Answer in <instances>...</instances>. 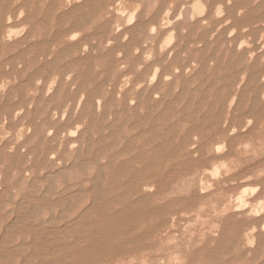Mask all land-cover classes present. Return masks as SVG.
<instances>
[{
	"label": "rangeland",
	"instance_id": "obj_1",
	"mask_svg": "<svg viewBox=\"0 0 264 264\" xmlns=\"http://www.w3.org/2000/svg\"><path fill=\"white\" fill-rule=\"evenodd\" d=\"M17 1L0 0V264H25L36 251L25 232L33 224L36 231L43 229L36 225L49 220L56 198L48 196L50 205L41 203V190L60 193L74 186L71 193L76 196L82 184L91 188L96 167L102 191L111 197L143 196L148 198L144 209L157 208L160 214L137 221L130 237L136 242L124 239L116 255L92 264L264 263V250L257 246H264V208L257 216L250 214L258 202L264 203V0H233L237 9L232 18L225 6L228 0H222L223 18L214 20H203L208 0H102L103 7L64 23L59 16L67 9L66 0ZM110 4L116 5L117 15L106 14ZM198 4L206 7L200 16ZM167 9L174 22L161 30ZM17 13L21 17L16 18ZM126 13L136 15L132 26L125 24ZM176 13L182 19L177 15L180 19L175 20ZM189 18L192 21L186 22ZM139 21L142 28L132 31ZM58 31L77 37L61 46L65 37L56 41ZM169 35L173 42L167 44ZM239 41L242 47L237 48ZM163 46L165 57L159 49ZM251 52L259 76L250 84H255V92L247 93L237 110L238 100L230 106V99L240 75L248 83ZM74 126L77 133L70 136ZM79 153L87 160L85 167L58 178L60 168L73 166ZM122 163L129 164L120 179L125 183L110 191V170ZM43 175L49 178L43 181ZM28 195L33 205L20 213L28 216L27 229L7 237L8 226L17 218L15 208ZM239 195L248 201L244 210H237L234 199ZM68 201L63 207L67 220L81 203ZM55 225L42 226L54 230ZM45 246L41 242L37 251L52 260V248Z\"/></svg>",
	"mask_w": 264,
	"mask_h": 264
},
{
	"label": "bare ground",
	"instance_id": "obj_2",
	"mask_svg": "<svg viewBox=\"0 0 264 264\" xmlns=\"http://www.w3.org/2000/svg\"><path fill=\"white\" fill-rule=\"evenodd\" d=\"M17 1V0H14V2ZM53 1V0H52ZM67 1V4H66V11H63L62 13H60V23L61 22H66L67 20H72L73 18L75 17H78V16H81V15H85L87 14L88 12H90L91 10L100 7L102 5V0H66ZM148 1V3H150L152 0H146ZM222 0H208V4H207V9L209 8V12H207V15L204 16L203 20H214V18H221L222 16V10H223V4L221 3ZM232 1L233 0H228L227 3L225 4V6L227 7V13H228V18H232L233 17V14H234V11L237 9V7L233 4L232 5ZM260 1V0H259ZM18 2V1H17ZM155 2V1H154ZM196 2V1H195ZM262 2V1H261ZM20 4V3H19ZM42 4V3H41ZM114 4V3H113ZM116 4V3H115ZM186 4V3H185ZM18 5V4H17ZM53 5V4H52ZM112 4H110V6L108 8H106V14L109 15V16H115L117 15L118 13V9L116 8V4L115 7L114 6H111ZM160 5V4H159ZM240 5V4H239ZM40 6V4H39ZM46 6V5H45ZM44 6V7H45ZM184 6V4L182 5ZM179 9L182 10V8L184 9V7H182ZM189 6V5H188ZM47 8V7H46ZM45 8V9H46ZM206 8V7H205ZM205 8L201 5H197L195 7V9H199V14H197L195 11V15H199L200 16V11L202 12V14H204L205 12ZM253 8V7H251ZM48 9V8H47ZM12 11V10H10ZM53 11V10H52ZM197 11V12H198ZM191 12V10H190ZM193 12V13H194ZM129 13V12H128ZM132 13V12H131ZM130 13V16L129 14L127 15V13L125 14V16L128 17V21L126 22L127 19H125L124 21L126 22L125 24H127L128 26H132L133 25V21L136 17L135 14L131 15ZM135 13V12H133ZM163 13V12H162ZM169 11L167 9V13L166 15L164 16V18H161L162 21H161V24L160 26L162 25L163 23V26L160 27L161 30H167L168 28H170L174 22V20H172V23L170 22V16H169ZM178 13H182V11L178 12ZM241 13V10H238L237 11V14L240 15ZM19 13H17L16 18H19L21 17L20 15H18ZM154 14V13H153ZM165 14V13H164ZM163 14V15H164ZM190 14V13H189ZM201 14V15H202ZM121 15H124L123 13ZM177 15L179 17H181L182 19V16L177 14L176 13V16L173 18L175 19L177 17ZM194 15V14H193ZM224 15V14H223ZM237 15V16H238ZM263 15V14H262ZM153 16V15H152ZM160 16V15H159ZM214 16V18H213ZM241 16V15H240ZM11 17V16H9ZM126 17V18H127ZM177 17V19L179 18ZM196 17V16H194ZM123 18V17H122ZM121 18V20H122ZM223 18V17H222ZM255 18V17H254ZM180 19V18H179ZM244 19V17H243ZM250 19V18H249ZM263 19V18H262ZM57 20V19H56ZM176 20V19H175ZM230 20V19H229ZM252 20V19H251ZM53 21V20H52ZM189 21H192V18H189L186 20V22H189ZM240 21V20H239ZM254 21V20H253ZM8 22V20H7ZM137 22V21H136ZM241 22V21H240ZM239 22V23H240ZM9 23V22H8ZM203 23V22H202ZM226 23V21H225ZM228 23V22H227ZM237 23V22H236ZM246 23V22H245ZM78 22L76 23L75 22V26L74 28H76V26H78ZM238 24V23H237ZM260 24V23H259ZM117 25V24H116ZM142 22H138L137 24H134V26L131 28L132 31L136 30V29H141L142 28ZM212 25V24H211ZM244 25V24H243ZM264 25V24H262ZM23 26V25H22ZM72 26V28H73ZM237 26H241V25H237ZM175 30H179V28H177L176 25L173 26ZM230 27V26H229ZM233 27V26H232ZM236 27V25L234 26ZM255 27V26H253ZM25 28V27H24ZM22 28V29H24ZM69 28V27H68ZM151 28V27H150ZM154 27L152 26L151 30L149 33L152 37V34L154 33V30L155 28L153 29ZM218 28V27H217ZM262 28V27H261ZM9 29V28H8ZM172 29V30H173ZM233 29V28H232ZM237 29V28H236ZM242 29V27H241ZM245 29V28H243ZM242 29V30H243ZM248 29V28H246ZM11 30V29H10ZM9 30V31H10ZM19 30V29H18ZM18 30H12V32H20ZM21 30V29H20ZM70 30V29H69ZM117 30V29H116ZM216 30V29H215ZM223 30V29H222ZM65 31V30H64ZM201 31V30H200ZM246 31V30H244ZM11 32V31H10ZM11 32V33H12ZM55 32V31H54ZM110 32V31H109ZM116 32V31H115ZM114 32V33H115ZM182 32V31H181ZM180 32V33H181ZM232 34L233 30L229 31L228 33ZM241 32V31H240ZM252 32V31H251ZM23 33V31H22ZM123 33V32H122ZM168 33V32H167ZM170 33V32H169ZM183 33V32H182ZM198 33V32H197ZM253 33V32H252ZM262 33V32H261ZM264 33V31H263ZM14 34V33H12ZM55 34V33H54ZM76 34V33H75ZM73 35L71 33H66V32H63V31H58L57 34H56V41H58L59 39L65 37V41H62L63 43L61 44V46L67 42H73L74 39L77 37V35ZM111 34V33H110ZM172 34V33H171ZM216 34V33H215ZM248 34V33H246ZM9 35V34H8ZM15 35V34H14ZM18 35V33H17ZM16 35V36H17ZM29 35V34H28ZM88 35V34H87ZM92 35V34H91ZM95 35V34H94ZM98 35V34H97ZM113 35V34H112ZM168 35V34H167ZM210 35H213V34H210ZM229 35V34H227ZM244 35V33H243ZM255 35V34H254ZM264 35V34H262ZM24 36V35H23ZM89 36V35H88ZM109 36V35H108ZM214 36V35H213ZM230 36V35H229ZM11 37V36H10ZM26 37V35H25ZM84 37V36H83ZM125 37V36H123ZM127 37V35H126ZM260 37V36H259ZM9 38V37H8ZM33 38V36H32ZM36 38V37H35ZM82 38V37H81ZM128 38V37H127ZM211 38V37H210ZM229 38V37H227ZM250 38V36L248 37ZM5 39V38H3ZM10 39V38H9ZM20 39V38H19ZM31 39V38H30ZM30 39H27V40H30ZM34 39V38H33ZM173 37L172 35H169L168 39H166V43L167 44H170L172 41ZM122 40V39H121ZM126 40V39H125ZM224 40V39H222ZM228 40V39H227ZM259 40H261V37L260 39H258V42ZM20 41V40H19ZM26 41V40H25ZM54 41V40H52ZM51 41V42H52ZM146 41V40H145ZM225 41V40H224ZM50 42V41H49ZM184 42V41H183ZM240 42V41H239ZM256 42V43H258ZM40 43V41H39ZM108 43V42H107ZM161 43V42H160ZM163 45L165 44V42H163ZM161 43V45H162ZM229 43V42H228ZM241 43V42H240ZM23 44V43H22ZM34 44V43H32ZM216 44V43H215ZM224 44V43H223ZM21 45V44H20ZM118 45V44H117ZM145 45V43H144ZM242 43L240 44V46L238 45L237 43V48H240L242 47L241 46ZM247 48L251 46H247V44H244ZM262 45V44H261ZM29 46V45H28ZM67 46V45H66ZM65 46V47H66ZM70 46V45H69ZM68 46V47H69ZM72 46V45H71ZM236 46V45H235ZM35 47V46H34ZM165 46L163 47H160L159 49L161 50L163 57H165L166 55L164 54V48ZM185 47V46H184ZM190 47H191V44H190ZM262 49H264V46L262 45L261 46ZM260 47V48H261ZM25 48V47H24ZM33 48V47H32ZM53 48V46H52ZM179 47H177V45H175L174 49H177L176 51L179 52ZM236 48V49H237ZM26 49V48H25ZM36 49V48H35ZM83 49H85V47H83ZM87 49V48H86ZM29 50V49H28ZM31 50V49H30ZM52 50V49H51ZM137 50V49H136ZM260 50V49H259ZM26 51V50H25ZM63 51V50H62ZM258 51V50H257ZM32 52H34L32 50ZM31 52V53H32ZM53 51H51L52 53ZM93 52V51H92ZM160 52V53H161ZM260 52V51H259ZM30 53V54H31ZM77 53V52H76ZM171 52H169L170 54ZM177 53V52H176ZM18 54V53H17ZM20 54V53H19ZM78 54V53H77ZM118 54V53H117ZM116 54V56H117ZM168 54V55H169ZM14 55V54H13ZM119 55V54H118ZM121 55V54H120ZM146 55V54H145ZM144 55V56H145ZM150 55V53H149ZM29 56V54H28ZM27 56V57H28ZM11 57V56H10ZM122 57V55H121ZM146 57V56H145ZM151 57V56H150ZM169 57V56H168ZM167 57V58H168ZM13 58V57H12ZM86 58V57H85ZM149 58V56H148ZM255 54L253 55L252 52H251V55L249 56V62L252 60L254 61L255 59ZM9 59V58H7ZM40 59V57H39ZM47 59V58H46ZM147 59V58H146ZM150 59V58H149ZM11 60V59H10ZM19 60V59H18ZM60 60V59H59ZM76 60V59H75ZM244 60V59H243ZM41 61V59L39 60ZM78 61V59H77ZM82 61V60H81ZM157 61V60H156ZM257 61L258 60H255L254 62H250L249 66H248V71H250V75L248 76V83L246 84V79L247 78H242V76L240 75L241 77V81L238 83V85H236V92L234 94V97H231L232 100L230 99V106L233 105L237 100V110H240V108L242 107V103L244 102L245 100V97H247V93H250V92H255V84L253 86H250L251 83L257 81V77L259 76V71L257 70L256 66H257ZM10 62V61H9ZM37 62V61H36ZM28 63V62H27ZM53 63V62H52ZM254 63V64H253ZM45 64V63H44ZM150 65V63H148ZM211 64V63H209ZM53 65V64H52ZM19 66V65H18ZM123 66V65H122ZM40 67V65H39ZM97 67V66H96ZM95 67V68H96ZM42 68V67H41ZM121 68V67H120ZM37 69V68H36ZM188 69V68H187ZM185 69V70H187ZM48 71V69H47ZM69 71V70H68ZM176 71V70H174ZM261 71V70H260ZM127 72V71H126ZM156 72V71H155ZM171 72V71H170ZM37 73V72H36ZM185 73V71H184ZM202 73V72H201ZM200 73V74H201ZM126 74V73H125ZM157 74V73H156ZM156 74L154 75V77L156 76ZM23 75V74H22ZM153 75V74H152ZM65 78H68L67 76ZM153 78V76H152ZM165 77H163L164 79ZM200 79V78H198ZM202 79V78H201ZM219 79V78H218ZM150 80V78H149ZM148 80V81H149ZM153 80V79H152ZM158 80V79H157ZM52 82V81H51ZM150 82V81H149ZM262 82H264V77H262ZM39 83V82H37ZM192 84V83H191ZM77 85V84H76ZM205 85V84H204ZM235 85V84H234ZM264 85V84H263ZM91 86V85H90ZM217 86V85H216ZM72 87V86H71ZM50 88H52V86L50 85ZM63 88V87H62ZM204 88V87H203ZM207 88V87H206ZM220 88V87H219ZM222 88V87H221ZM60 89V88H59ZM75 89V88H73ZM57 90V89H56ZM71 90V89H70ZM174 90V89H173ZM197 90V89H196ZM202 90V89H201ZM51 91V89H50ZM49 91V92H50ZM78 91V90H77ZM80 91V90H79ZM208 91V90H207ZM44 92V91H43ZM148 92V91H147ZM177 92V91H176ZM47 93V92H46ZM59 93V92H58ZM48 94V93H47ZM62 95V94H61ZM60 95V96H61ZM81 95V94H80ZM155 95V94H154ZM263 96V95H262ZM261 96V97H262ZM47 97V96H46ZM82 97V96H80ZM79 97V99H80ZM86 97V96H85ZM84 97V99H85ZM212 97V96H211ZM24 98V97H23ZM78 98V97H75V99ZM181 98V97H180ZM254 98V97H253ZM46 99V98H45ZM162 99V98H161ZM174 99V97H173ZM177 99V98H176ZM97 100V99H96ZM5 101V100H4ZM22 101V100H21ZM43 101V100H42ZM54 101V100H53ZM65 101V100H64ZM78 100H76L77 102ZM81 101V99H80ZM107 101V100H106ZM227 101V100H226ZM23 102V101H22ZM75 102V101H74ZM85 102V101H84ZM129 103V101H128ZM195 103V102H194ZM48 104V103H47ZM50 104V103H49ZM79 103H77V109H78V105ZM101 104L103 103H100V101L97 103V108H101ZM107 104V103H106ZM196 104V103H195ZM224 104V103H223ZM227 104V105H228ZM58 105V104H57ZM165 104L163 103V106ZM225 106V105H224ZM234 106V105H233ZM252 106V105H251ZM250 106V107H251ZM74 107V106H73ZM150 107V106H149ZM220 107V106H219ZM227 107V106H226ZM229 107V106H228ZM263 107V106H262ZM96 108V110H97ZM231 108V107H230ZM14 109V108H13ZM76 109V108H75ZM74 109V110H75ZM228 110V109H227ZM22 111V110H21ZM162 111V110H161ZM231 111V110H230ZM249 111V110H248ZM75 112V111H73ZM98 112H99V109H98ZM250 112V111H249ZM16 113V112H15ZM53 113V112H52ZM246 113V112H245ZM253 113V110L252 112ZM250 113V114H251ZM62 114V113H61ZM74 114V113H73ZM97 114V113H96ZM236 114V113H235ZM241 114V113H240ZM249 114V113H248ZM259 114V113H258ZM16 115V114H15ZM96 116V115H95ZM181 116V115H180ZM251 115H249L250 117ZM262 116V115H261ZM60 117V115H59ZM62 117H63V114H62ZM183 117V116H182ZM201 117V115H200ZM247 117V115H246ZM158 118V117H157ZM208 118V117H207ZM206 118V119H207ZM227 118H228V115H227ZM75 119V118H74ZM204 119V118H203ZM50 120V119H49ZM95 120V119H94ZM47 121V120H46ZM6 122V121H5ZM248 123L249 120L247 121ZM255 122V121H254ZM136 123V122H135ZM131 124H133L131 122ZM129 124V126L131 125ZM228 124V123H227ZM234 124V123H233ZM255 124V123H254ZM253 124V125H254ZM226 125V122L225 124ZM248 125V124H247ZM252 125V126H253ZM188 126V125H187ZM235 126V125H234ZM72 127V126H71ZM150 127V126H149ZM224 127V126H223ZM210 128V127H208ZM74 129L75 131L71 132L70 136L73 135L75 136V134L77 133L76 131V128L74 126ZM168 129V128H166ZM205 129V128H204ZM242 129V128H241ZM40 130V129H39ZM188 130V129H187ZM193 130V129H192ZM197 130V129H196ZM195 130V131H196ZM235 130V129H234ZM47 131V130H46ZM72 131V130H71ZM111 133V131H109ZM114 132V131H113ZM249 133V131H247ZM91 133V131H90ZM245 133V132H244ZM243 133V134H244ZM63 134V133H62ZM68 134V133H67ZM246 134V133H245ZM1 135V134H0ZM135 135V134H134ZM242 135V134H241ZM61 136V135H60ZM63 136V135H62ZM61 136V138H62ZM69 136V135H68ZM83 136V135H82ZM85 136V135H84ZM213 136V135H212ZM33 137V135H32ZM135 137V136H134ZM133 138V137H132ZM182 138V137H181ZM195 138V137H193ZM218 138V137H217ZM54 139V138H53ZM130 139V138H129ZM128 139V140H129ZM135 139V138H134ZM203 140V139H202ZM210 140V139H208ZM104 141V139H103ZM102 141V142H103ZM131 141V140H130ZM191 141V140H190ZM73 145L71 147H69L70 149L74 148V144L75 143H72ZM99 144V143H98ZM220 144V143H219ZM77 145V144H76ZM127 145V144H126ZM223 145V144H222ZM246 145V144H245ZM244 145V146H245ZM248 145V144H247ZM70 146V144H69ZM114 147V146H113ZM155 147V146H154ZM193 147V146H192ZM218 147V146H216ZM229 147V146H228ZM14 148V147H13ZM120 150L121 147H118ZM126 148V147H125ZM128 148V147H127ZM157 148V147H155ZM215 148V147H214ZM219 148V147H218ZM124 150V149H123ZM122 150V151H123ZM217 150V149H216ZM24 151V150H23ZM68 151V150H67ZM220 151V150H219ZM95 154V153H94ZM9 156V155H8ZM53 157V155H51ZM76 156V155H75ZM134 156V155H133ZM146 156V155H145ZM7 157V156H6ZM8 158H6L7 160ZM60 161V160H59ZM85 160L82 156L81 153H79L74 162H73V166H62L60 168V170L57 172V177L58 178H61L62 175L64 176V173L67 171V170H72L74 168L76 169H80V168H83L85 167ZM264 161V160H263ZM108 162L110 163L111 162V159L108 160ZM126 162V161H125ZM59 163V162H58ZM142 163V162H141ZM25 164V163H24ZM70 164V163H69ZM45 165V164H44ZM53 165V164H52ZM128 163H122V164H119L118 168L114 169L113 171L110 170V177L108 179L109 181V184H111V187L109 188L110 191L114 188H117V187H120L122 185H124L125 182H123V180H120L121 179V176L123 174V172L128 168ZM221 165V164H220ZM108 168H111L110 167V164H107ZM222 167H224L223 165H221ZM71 167V168H70ZM215 166H213L214 168ZM212 168V170H214ZM10 169V168H9ZM14 169V168H13ZM43 169V168H42ZM81 170V169H80ZM211 170V172H212ZM219 170V168H218ZM11 171V170H10ZM215 171V170H214ZM213 171V172H214ZM217 171V170H216ZM71 172V171H70ZM170 172V171H169ZM218 172V171H217ZM216 172V175L215 174H211L213 176H211L212 178L213 177H216L218 176ZM243 172V171H242ZM209 173V171H208ZM215 173V172H214ZM11 175L9 176H12V173L10 172ZM170 174V173H169ZM14 175V174H13ZM215 175V176H214ZM44 176V175H43ZM56 177V178H57ZM66 177V175H65ZM64 177V178H65ZM9 178V177H8ZM45 178V176H44ZM47 178H49L48 176L43 179L46 180ZM101 172L100 170L96 167V175H95V179L92 180L91 184V188L89 190H87L86 188V185H81L79 187V190H77V194L76 196L74 195L73 196V193H71V191H73V188L74 186L71 187V190L69 187L67 188H64L60 193H52V192H49L47 191L46 188H43L40 192V202L41 203H44L47 205L48 201V196H53V197H56L54 198V200H52V205L51 207L49 208L50 211H52L50 217H49V220L43 222V223H39L37 224L36 226L39 225L40 228H43L41 230H38L36 231L33 227L35 226V224H33V226L31 227L32 230H28L25 232V234H28L31 238H32V244H31V247L36 249V251L31 254L30 256H28V259L26 260V263L25 264H29V262L32 261V263L34 264H92V261H94L93 263H98L100 262L101 260L105 259L106 257H112L114 255H116V249L118 248H121L123 247L124 245V239L126 240V242L128 243H131L134 241V238L133 240L130 238L132 236V231H133V227L134 225L137 223V221L141 220V219H148V218H151L152 216H156L158 214H160L159 210H156V209H152L151 208H148L146 207L144 209V207L146 206V202H147V199L148 198H145V197H141V196H137V197H134L133 196H122L121 197V194H118L116 197H111L109 195V192L108 194L104 191H102L100 189V181H101ZM130 178V177H129ZM11 179V177H10ZM131 179V178H130ZM129 179L125 180V181H128ZM56 181V180H55ZM50 182V181H49ZM130 183V182H129ZM201 183V181H200ZM30 184V183H29ZM42 183H40L41 185ZM183 184V183H182ZM28 187V186H27ZM11 189V188H9ZM248 189V188H246ZM255 189V188H254ZM257 189V188H256ZM245 190V188H244ZM249 190V189H248ZM250 190H253V189H250ZM7 191V190H6ZM247 191V190H246ZM202 192V191H201ZM8 193V191H7ZM51 193V195H49ZM123 193V192H122ZM249 193V192H247ZM250 193H253V191H251ZM249 193V194H250ZM11 194V193H10ZM243 194V192H242ZM246 194V193H245ZM244 194V195H245ZM249 194L247 196H249ZM7 195V194H6ZM251 195V194H250ZM240 196V195H239ZM238 196V197H239ZM246 196V195H245ZM245 196H240L239 198L237 197V199L233 198L234 200L238 201V206H237V210H244L248 207V201L245 199ZM130 197V198H129ZM235 197V196H234ZM35 198V197H33ZM75 198L79 200H81V203L80 205L78 206V208H76L74 211H73V216L71 217L70 216V219L67 220V217H65V212H64V209L63 207L67 204L66 201L69 200L68 202H75ZM128 200H127V199ZM232 199V198H231ZM230 199V200H231ZM32 200V197L31 196H26L22 199V201L20 202V204L17 206V210L16 211V215H17V218L12 222L13 224H11V226H8L9 228L7 229V237H10L12 235H14L15 233H19L22 231H25L27 228L24 229L25 225L27 224V221H28V216H24L23 213L20 215L21 212H23V210L25 209H29L31 208V205H33V203L31 204ZM34 200V199H33ZM38 200V198H37ZM19 201V200H18ZM259 201V200H257ZM263 201V200H262ZM262 201L258 202L260 203V206L257 205L255 206L256 208H253V210L250 211V214L252 216L254 215H259L260 214V211L261 209L264 208V203L263 205H261ZM19 203V202H17ZM40 203V204H41ZM49 205L51 203H48ZM214 204V203H213ZM36 206V205H35ZM224 206V205H223ZM66 207V206H65ZM69 208V207H68ZM34 211H37L39 208L36 207V208H32ZM159 209V208H158ZM199 209V208H198ZM215 209V208H214ZM236 209V206L235 208ZM224 210V209H223ZM222 210V211H223ZM227 210V209H225ZM264 210V209H263ZM28 211V210H27ZM41 211V210H40ZM39 211V213H40ZM72 211V210H71ZM198 211V210H197ZM201 211V209L199 210V212ZM221 211V210H220ZM32 212V211H31ZM224 212V211H223ZM12 213V212H10ZM34 213V212H32ZM197 213V212H196ZM218 213V212H217ZM9 214V213H8ZM15 214V213H14ZM25 214V213H24ZM38 214V213H37ZM193 214V213H192ZM248 214V213H247ZM27 215V214H26ZM36 215V213H35ZM197 215H199L197 213ZM215 215V214H214ZM30 217H31V214H30ZM207 220V219H206ZM1 221V220H0ZM202 221H204V219H202ZM201 221V222H202ZM56 224L54 227V230L52 229H49V228H45V226L43 227L42 225L43 224ZM64 223V226H59V224H63ZM263 224V223H262ZM10 225V224H9ZM196 225V224H195ZM205 225V224H204ZM29 226V225H28ZM146 226V225H145ZM203 226V224H202ZM159 227V226H158ZM201 227V226H200ZM160 228V227H159ZM184 229V227H183ZM263 229H264V224H263ZM44 230V231H43ZM255 230V229H254ZM5 231V230H4ZM251 231V230H250ZM249 232V231H248ZM253 232V231H252ZM5 233V232H3ZM2 233V234H3ZM204 233V229H203V232ZM189 234V233H188ZM193 235V234H192ZM4 237V235H2ZM203 236V234H201V237ZM6 237V236H5ZM4 237V238H5ZM6 237V238H7ZM246 237V236H245ZM16 238V237H15ZM1 239V238H0ZM14 239V238H13ZM189 239V238H188ZM250 241L251 239L248 238ZM4 240V239H3ZM8 240V239H7ZM5 241V240H4ZM46 245L45 248H52V252L51 254L54 255L52 256V260H48V253H42V252H39L37 251V248L39 247V244L41 242ZM119 241L120 243L119 244V247L117 246L116 242ZM252 241H253V238H252ZM14 242V241H13ZM21 242V241H20ZM40 242V243H39ZM136 242V241H134ZM248 242V241H247ZM1 243V242H0ZM253 243V242H251ZM29 244V243H28ZM262 244V243H261ZM20 245V244H19ZM23 245H25L23 243ZM42 245V244H41ZM248 245V244H247ZM117 246V247H116ZM259 248V250H264V246H262V248L260 247V245H257ZM16 247V246H15ZM22 248V246L20 247ZM24 249V248H23ZM43 250V249H42ZM0 251H2L0 249ZM17 251V250H16ZM31 251V250H30ZM250 253V252H249ZM158 254V253H157ZM2 255V254H1ZM50 255V254H49ZM23 256V255H22ZM51 256V255H50ZM40 259H42L40 261ZM131 259V258H130ZM40 262H39V261ZM133 260V259H132ZM129 261V260H128ZM144 261V260H143ZM142 261V263H143ZM144 264V263H143ZM261 264V263H260ZM264 264V263H262Z\"/></svg>",
	"mask_w": 264,
	"mask_h": 264
}]
</instances>
